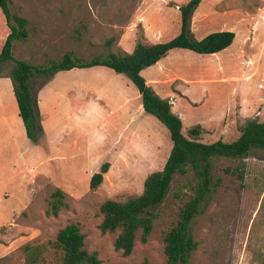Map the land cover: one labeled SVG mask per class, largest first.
I'll return each instance as SVG.
<instances>
[{"label":"rangeland","instance_id":"rangeland-1","mask_svg":"<svg viewBox=\"0 0 264 264\" xmlns=\"http://www.w3.org/2000/svg\"><path fill=\"white\" fill-rule=\"evenodd\" d=\"M188 1L13 0L12 12L29 21V38L15 42L13 61L44 64L68 52L92 60L132 53L139 41L168 42L181 33L179 6ZM191 29L196 40L221 31L236 39L214 55L173 50L142 75L171 102L186 136L199 125L202 142H232L245 122L264 123V0H203ZM8 35L0 9V53ZM12 66L0 65V264H62L54 242L70 223L80 225L86 249L102 264H166L164 236L192 197V174L176 177L152 210L149 241L139 237L131 256L115 249L117 234L99 228L102 204L141 195L147 177L164 168L171 152L168 129L141 109L137 87L102 66L33 78L45 132L36 144L19 116L8 77ZM105 164L103 183L91 189ZM238 165L244 180L235 172ZM213 177L221 185L192 224L199 247L191 264H264V152L219 159ZM57 189L66 194L67 207L54 217L48 211Z\"/></svg>","mask_w":264,"mask_h":264},{"label":"trees","instance_id":"trees-1","mask_svg":"<svg viewBox=\"0 0 264 264\" xmlns=\"http://www.w3.org/2000/svg\"><path fill=\"white\" fill-rule=\"evenodd\" d=\"M202 1L189 0L179 6L181 33L168 42L148 45L139 41L132 53H110L92 60H83L73 52H68L60 60L35 64L24 60L13 61L15 42L29 38V21L12 12L13 0H0V9L9 28V35L0 53V65L13 62L8 77L12 80L19 116L32 142L38 144L40 138L45 136V132L41 125L40 111L31 80L37 76L50 78L58 72L97 66L107 67L118 74L126 75L139 91L144 112L158 119L169 131L172 141L169 157L161 171L147 177L143 193L132 196L125 202L107 200L100 208L103 215L100 231L103 234H117L114 246L124 257L132 255L139 237L142 243L149 241L156 220L152 210L165 200L176 177L192 174L194 177L192 197L181 208L178 222L164 236L166 264H191L192 255L199 247L193 235L192 224L203 202L212 197L221 185V179L214 182L213 171L216 161L222 158L247 159L255 151L264 152V123L257 119L249 120L240 126L241 134L232 142L223 140L214 143L202 142V127L199 125L191 129L186 136L183 121L173 112L171 102L160 97L142 75L145 69L156 65L176 49L189 50L201 55H214L233 45L236 34L231 31L215 32L202 40L195 39L191 29L192 19ZM109 166L103 165L101 170L93 175L91 189L95 190L103 183ZM235 169L239 178L244 180L242 165L236 166ZM225 172L233 173L230 169H226ZM66 207V194L57 189L52 194L48 215L57 217ZM54 247L63 253L62 264H102L96 252L86 249V236L77 223H70L59 231ZM27 250L34 252V248L28 247ZM142 264L150 263L145 261Z\"/></svg>","mask_w":264,"mask_h":264},{"label":"crops","instance_id":"crops-1","mask_svg":"<svg viewBox=\"0 0 264 264\" xmlns=\"http://www.w3.org/2000/svg\"><path fill=\"white\" fill-rule=\"evenodd\" d=\"M8 29H9V28H8ZM147 83L150 84V82H148V81H147ZM140 98H141V96H140ZM141 109L144 111L143 107H141ZM172 109H173V108H172ZM125 128H126V127H125Z\"/></svg>","mask_w":264,"mask_h":264}]
</instances>
